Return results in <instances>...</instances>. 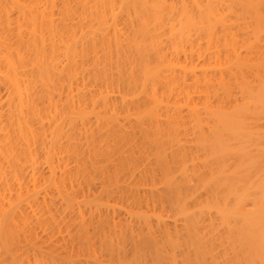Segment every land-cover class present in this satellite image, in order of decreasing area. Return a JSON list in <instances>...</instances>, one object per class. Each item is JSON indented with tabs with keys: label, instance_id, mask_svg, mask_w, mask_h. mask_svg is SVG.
<instances>
[{
	"label": "bare ground",
	"instance_id": "bare-ground-1",
	"mask_svg": "<svg viewBox=\"0 0 264 264\" xmlns=\"http://www.w3.org/2000/svg\"><path fill=\"white\" fill-rule=\"evenodd\" d=\"M0 264H264V0H0Z\"/></svg>",
	"mask_w": 264,
	"mask_h": 264
}]
</instances>
